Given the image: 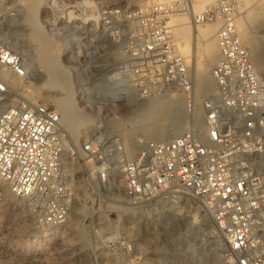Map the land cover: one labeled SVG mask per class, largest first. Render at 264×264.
<instances>
[{"label":"built area","instance_id":"obj_1","mask_svg":"<svg viewBox=\"0 0 264 264\" xmlns=\"http://www.w3.org/2000/svg\"><path fill=\"white\" fill-rule=\"evenodd\" d=\"M175 9L165 2L44 0L39 17L59 42L71 41L60 56L75 78L120 82L123 75L133 97L173 90L185 101L180 133L166 140L135 138L133 154L121 158L124 196L151 202L165 192L187 194L214 221L230 264H264V68L237 33L235 0H217L200 16L219 19L220 26L212 85L198 94L168 22ZM15 15L9 0H0V179L26 201L34 228L42 231L69 219L73 197L64 159L70 147L83 159L101 158L105 142L98 116L89 137L75 145L55 105L31 102L15 88L28 78L20 52L3 34ZM86 83H77L78 91L87 90ZM78 100L87 102L81 95ZM115 146L125 149L121 141ZM111 169L96 171L98 185L109 184Z\"/></svg>","mask_w":264,"mask_h":264},{"label":"rangeland","instance_id":"obj_2","mask_svg":"<svg viewBox=\"0 0 264 264\" xmlns=\"http://www.w3.org/2000/svg\"><path fill=\"white\" fill-rule=\"evenodd\" d=\"M22 1L24 0H9L13 8L21 6ZM43 1L39 5L37 20L44 32L48 33L39 19ZM107 1L124 2V0ZM182 1V5L178 8L179 12L187 10L186 1ZM155 2L153 0H127V5L140 3L151 5ZM197 2V0H191L193 5ZM251 3L244 5L235 0L236 19L240 17L253 37L249 40L243 38L242 42L251 50L255 64L264 68V37L256 36L258 29L263 27L264 31V23L259 25L258 20L247 24L244 22ZM213 4L203 8L199 7L195 19L197 14L211 8ZM251 7L253 6H250V9ZM215 20L198 17L197 22L215 23V35L220 26L219 19ZM21 23L19 25L25 28L22 31L27 34L26 25ZM169 24L176 44L178 39L173 25ZM27 42L29 44L25 43L23 47L35 57V49L30 41ZM193 48L198 54L196 55L198 65L197 73L195 72L196 79H194V68L190 63L191 47L188 48L187 55L185 53L183 55L182 50L180 51L177 47L189 67L193 82L197 81L194 84L196 85L194 86L195 91L197 92L199 88L198 94L203 95L210 90L212 85L210 70L214 65L211 62L213 57L203 53L198 44H194ZM60 49L61 46L58 56ZM33 65L36 73L44 77V72L40 70L36 59ZM21 81V83L16 82L15 88L27 100L46 102L56 106L52 94L57 90L45 87L44 81L39 83L33 76H28ZM108 82L115 88L112 82ZM119 86L121 87L122 84ZM87 90L91 92L89 93L90 101L79 104L78 97L74 94L75 103L78 109L89 115L92 123L98 124L95 118L97 116L100 118L99 129L102 135L100 139L105 142V152H101V158L83 159L76 154L74 147H70L73 152H68L64 161L65 165L69 162L73 167L71 170L66 165L71 180L75 208L68 222L53 227L54 230H36L33 226L31 209L26 201L15 196L8 189L9 194L5 196L0 190V264H230L220 231L189 195L181 192H165L151 202H140L124 196L122 180L111 183L110 187H102L94 179L96 171L100 167L107 166L114 169L117 178H121L119 164L123 156L116 155L113 150L121 139L130 144V155H132L135 138L166 140L180 132L186 117L182 96L171 90L157 98L166 105L168 113L164 115L158 112L157 119L147 130L135 128L136 130L133 131L130 130L129 122L122 121V115L133 116L135 112L142 110L144 105L150 102V98L135 96L136 103L123 104L122 98H98L93 96L92 87L88 86ZM90 110L96 111V114L91 116L87 113ZM90 130L85 126L79 127L75 141L72 142L75 145L79 141L82 142L89 137ZM104 131H110L111 134L103 136ZM119 133L121 136L118 135ZM1 185L7 188L2 181Z\"/></svg>","mask_w":264,"mask_h":264},{"label":"bare ground","instance_id":"obj_3","mask_svg":"<svg viewBox=\"0 0 264 264\" xmlns=\"http://www.w3.org/2000/svg\"><path fill=\"white\" fill-rule=\"evenodd\" d=\"M153 1L156 2L152 4L163 3L161 0H153ZM165 1H167L165 3H173L177 5V9H175V11L177 12L174 11L175 13H173L168 18V22L171 23V25H173L172 26L173 30L178 39V41L176 42L177 44L176 47H178L180 51L182 50L183 55L184 53L185 55H187V51L191 47L190 63H191V67L194 68V79H196L195 75L197 74H195V72L197 73V68H198L196 55L198 54L193 48V45L198 44V47L202 48L203 53L213 57V60L211 61L212 64H215L219 56V52L217 50L216 37H214L215 36L214 30L216 28V24L198 23L197 22L198 16L200 17L203 12L201 14H197L196 16L197 20H196L195 19L196 11L199 7L203 8L208 6L209 4L215 3L216 0H197L198 2L196 5L195 4L193 5L191 3V0H185L187 4V10L183 12L178 11V8H180V5H182L183 3L182 0H165ZM22 2L23 3L21 4V6H17L13 8L14 10H16L17 15H15V17H12L8 20V22H11L9 23L10 25L8 24V22L7 24H5V26L3 27V34L8 38L10 43L20 52L27 70V77L33 76V78H36L37 82L39 83L40 82L42 83V81H44L45 87H50L57 90L56 92H54V94H52V98L56 104V107L60 111L61 123L67 132V137L72 139V141L73 140L75 141V137L79 127L85 126L89 130L92 128L88 133L94 130V124L91 121L92 119L89 117L88 114L83 113L80 109H78L75 103V96L78 97L81 95L82 97L86 98V101L89 100V93H91L90 91L82 89L83 91L80 92L77 89L78 86L77 83H81L82 86H84V84L87 81L88 75L87 76L78 75V78H75L74 74L73 73L70 74L68 70L69 67L67 65V59L63 56H60V53L58 56L60 46H61L60 49L61 52L71 49L72 44L71 41L65 43L59 42L58 39L55 38L53 35H51L49 30L43 26L48 33L44 32L39 21L37 20V12L39 9V5L42 3V0H24ZM250 2L252 3L249 5L248 15L244 19V22L247 24L252 21L258 20L259 25H263L264 0H238L239 4L243 3L244 5H248ZM239 4L237 5L238 7ZM250 6H253L254 8L251 7L250 9ZM21 22H23L26 25V29L28 32L27 34L22 31L25 28L19 25L22 24ZM235 25L240 39L244 38L249 40L250 38L251 39L253 38L252 35L249 33L248 29L246 28L245 24L243 23V21L240 19V17H237V19H235ZM257 31H258V34L256 35L257 37H264L263 27L258 29ZM27 41L31 42L32 47L36 51L35 54L37 57L36 56L34 57L33 53L32 55L28 53L26 48L23 47L25 43H28ZM189 45L191 46L189 47ZM59 57L61 58L60 60L62 62L59 60ZM35 59L39 63L40 70L44 72V77H41L40 74L36 73L37 71L33 65ZM70 77L72 81L70 80ZM108 81L112 82L115 85V88ZM191 81L192 84H195V82H197L196 80H194L193 82L192 78ZM119 84H122V86L120 87ZM86 85L87 87L88 86L92 87V93L94 97L95 96H97L98 98L114 97V99L116 98L119 99L121 98L120 96L121 92L125 91L127 96L122 97L123 104L136 103L131 93L132 86L130 84L129 79L126 76L122 75L120 78V82L112 80L111 78L97 76V78H93V80H90L88 83H86ZM194 86L196 87V85ZM199 91L200 90L198 88L197 92ZM157 98H160V95L151 97L150 102H148V104H145L142 110L135 112L133 116L132 115L127 116V114H123L122 121L129 122L130 130L134 131L136 130L135 128H140L143 129L144 131L147 130L148 127H150L151 124H153L154 121L157 119L156 115L158 112H162L164 115L167 112L165 107L166 105L163 104V101L157 100ZM87 113L93 116L96 114V111L90 110V112ZM121 143L125 145V149H123V151H119L117 148H114V153L116 155L120 154V156H123V158H129L130 150H131L130 144L123 142L122 139H121ZM115 159L117 160V156H115ZM116 162L117 161H115V163ZM66 165H68L70 169L73 170V167L70 165L69 162ZM116 176L117 175L115 174V171L112 168L109 177L110 182L107 185L108 187L111 186V183L114 184V182L116 181L118 182L119 180L121 181V178H117ZM1 181L2 180L0 179V190L2 191V194L5 196L9 193L7 191V188L1 185ZM170 191H175V189H170ZM73 204H75L74 200H72L71 212L75 208ZM210 219L213 222L214 226H216L212 218ZM66 222H68V220ZM50 229L54 230L53 227H51Z\"/></svg>","mask_w":264,"mask_h":264}]
</instances>
